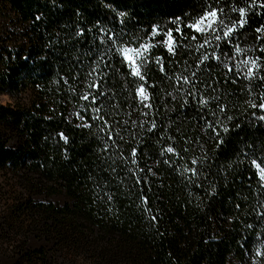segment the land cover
I'll return each instance as SVG.
<instances>
[{"label": "trees", "instance_id": "trees-1", "mask_svg": "<svg viewBox=\"0 0 264 264\" xmlns=\"http://www.w3.org/2000/svg\"><path fill=\"white\" fill-rule=\"evenodd\" d=\"M2 94L0 167L98 257L264 264V0H0Z\"/></svg>", "mask_w": 264, "mask_h": 264}, {"label": "rangeland", "instance_id": "rangeland-1", "mask_svg": "<svg viewBox=\"0 0 264 264\" xmlns=\"http://www.w3.org/2000/svg\"><path fill=\"white\" fill-rule=\"evenodd\" d=\"M129 55L135 58V64H129L139 69V52L130 49ZM12 102L7 94L0 95L2 105ZM8 142L17 145L14 139ZM50 184L22 170L0 167V264H113L98 257L73 225L62 223L55 228L36 210L37 202L59 206L69 202L64 192L51 189Z\"/></svg>", "mask_w": 264, "mask_h": 264}, {"label": "snow or ice", "instance_id": "snow-or-ice-1", "mask_svg": "<svg viewBox=\"0 0 264 264\" xmlns=\"http://www.w3.org/2000/svg\"><path fill=\"white\" fill-rule=\"evenodd\" d=\"M240 12L243 13L244 9L241 8ZM218 15H219V10L215 9V8L212 9L211 11H205L203 13V15L200 16L194 23L188 24V25H186V27H189L191 29H195L197 32L202 33L205 31V25L210 28V27H212L213 24L217 23ZM240 23L242 25L243 21H241ZM153 31L157 32V33L159 32V30L156 28V26H153ZM176 31L179 33L181 31V29L177 28ZM232 31H234V29H229V32H232ZM166 35H167V43L169 45V50H171L172 49V41H173L172 30L169 29ZM225 35H228V32H226ZM193 39H195V37H193ZM217 39H219V37H217ZM144 47L147 48L148 45H144ZM129 51L130 50L128 48L124 49L125 59L129 63L134 65L135 64V58L132 55H129ZM132 71H133L134 75L139 76L141 74L139 69L136 67H133ZM139 91L141 93H143V88H141ZM260 107L264 108V104H261ZM169 151H172V149H169ZM253 163H255V161ZM261 174L264 175V169L261 170Z\"/></svg>", "mask_w": 264, "mask_h": 264}]
</instances>
